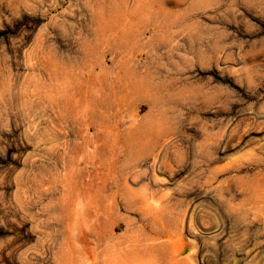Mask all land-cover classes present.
<instances>
[{
	"label": "rangeland",
	"instance_id": "rangeland-1",
	"mask_svg": "<svg viewBox=\"0 0 264 264\" xmlns=\"http://www.w3.org/2000/svg\"><path fill=\"white\" fill-rule=\"evenodd\" d=\"M166 262L264 264V0H0V264Z\"/></svg>",
	"mask_w": 264,
	"mask_h": 264
},
{
	"label": "bare ground",
	"instance_id": "bare-ground-1",
	"mask_svg": "<svg viewBox=\"0 0 264 264\" xmlns=\"http://www.w3.org/2000/svg\"><path fill=\"white\" fill-rule=\"evenodd\" d=\"M166 145V144H165ZM158 154V153H157ZM158 156V155H157ZM157 159V158H156ZM157 166V165H156ZM158 167V166H157ZM149 182H151V183H153L152 185H156V193H158V191H160L162 188H161V186H160V183L158 182V180L157 179H155V181H153L152 179H151V181H149ZM152 187H154V186H152ZM155 189V188H154ZM151 190H152V188H151ZM153 192L155 191V190H152ZM153 192H150V193H148L149 194V196L151 197V196H154L155 197V195H154V193ZM147 194V193H146ZM149 197V198H150ZM164 197V196H163ZM144 198H146V197H144ZM148 198V197H147ZM162 237V236H161ZM156 238V237H155ZM171 240V239H170ZM156 241H158V240H156ZM172 242H174L175 240H171ZM178 241H179V239H178ZM171 242V243H172ZM170 243V244H171ZM179 243H181V242H174L172 245H174V246H176V250L174 249H172L173 251H175V252H177V253H179L180 255H181V253L183 252V250H184V248H182L180 245H179ZM157 245V244H156ZM173 248H175V247H173ZM164 250V249H163ZM157 251V250H156ZM175 252H172V253H174L175 254ZM170 253H171V250H170ZM170 253H168V254H170ZM194 253V252H193ZM168 254H167V257H168ZM186 255V254H185ZM184 255V256H185ZM189 255H191V254H189ZM188 255V256H189ZM194 255V254H193ZM156 256H158L157 254H156ZM171 256V255H170ZM181 257L179 260H177V263L178 262H185L184 260L187 258V256L186 257ZM162 258V257H161ZM193 258V257H192ZM160 259V258H159ZM168 259V258H167ZM170 260L169 261H172L173 262V258L171 257V258H169ZM173 259V260H172ZM195 259H196V257H195ZM160 260H162V259H160ZM197 260V259H196ZM175 261V260H174ZM194 261V260H193ZM198 261V260H197ZM160 263H161V261H159ZM163 262V261H162ZM176 262V261H175ZM190 262V261H189ZM159 263V264H160ZM166 263H170V262H166ZM197 262H195V264H196ZM165 264V263H164ZM171 264V263H170ZM198 264H199V262H198Z\"/></svg>",
	"mask_w": 264,
	"mask_h": 264
}]
</instances>
